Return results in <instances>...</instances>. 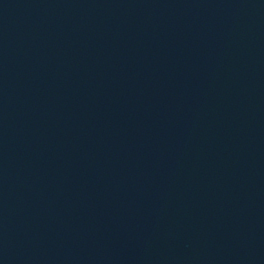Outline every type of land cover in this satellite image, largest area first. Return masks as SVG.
I'll list each match as a JSON object with an SVG mask.
<instances>
[{"label":"water","instance_id":"95a60500","mask_svg":"<svg viewBox=\"0 0 264 264\" xmlns=\"http://www.w3.org/2000/svg\"><path fill=\"white\" fill-rule=\"evenodd\" d=\"M0 264H264V0H0Z\"/></svg>","mask_w":264,"mask_h":264}]
</instances>
